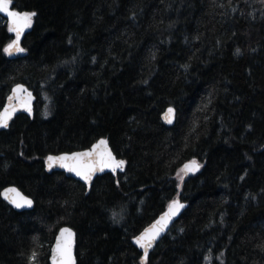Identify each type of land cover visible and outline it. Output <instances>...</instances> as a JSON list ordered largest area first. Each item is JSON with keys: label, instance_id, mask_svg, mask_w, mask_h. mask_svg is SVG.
I'll use <instances>...</instances> for the list:
<instances>
[{"label": "trees", "instance_id": "16d2710c", "mask_svg": "<svg viewBox=\"0 0 264 264\" xmlns=\"http://www.w3.org/2000/svg\"><path fill=\"white\" fill-rule=\"evenodd\" d=\"M12 5L37 15L20 59L4 52L16 35L0 16V112L18 84L37 103L33 119L0 131V264H49L65 226L78 264H142L132 239L177 198L189 207L147 264H264V0ZM169 107L173 126L162 120ZM102 138L124 173L88 192L46 171L48 156ZM192 160L202 169L181 184ZM9 186L34 209L8 205Z\"/></svg>", "mask_w": 264, "mask_h": 264}, {"label": "snow or ice", "instance_id": "6c2138e0", "mask_svg": "<svg viewBox=\"0 0 264 264\" xmlns=\"http://www.w3.org/2000/svg\"><path fill=\"white\" fill-rule=\"evenodd\" d=\"M13 0H0V13L6 14L11 23L10 31L16 34V39L8 44L4 48V52L12 56L16 53H22L25 51L20 46V36L25 28L30 27L32 24V18L37 15L36 12H19L12 9ZM240 50L237 49V53ZM26 89L23 85H17L13 90L15 93L25 92ZM31 94H29V97ZM15 96L9 97V106L6 107L2 113H0V128H8L9 121L12 119L16 112V107L11 104V101ZM26 110L31 111L30 107L26 105ZM166 122L171 124L175 119V109L169 108L165 117ZM48 170L51 171L53 167H60L66 169L70 173H74L86 182L91 187L93 176L97 171H103L105 168L115 172L117 169H123L126 161L123 159L117 160L111 150L108 148V141L101 139L90 150L85 152H76L64 154L60 156H48L47 157ZM202 167L199 162L192 160L180 170L187 174L188 172H197ZM180 174L178 173V176ZM180 182L183 183V176H180ZM4 198L8 200L15 208H31L33 201L24 196L16 188H9L4 193ZM185 205L177 198L169 205V211L157 221L156 225L146 229L135 240V243L139 245L143 252L144 264L148 262L149 249L154 245V242L159 238L160 233L165 230L167 224L171 219L178 215L180 210ZM113 220H117V214L113 213ZM75 233L71 229L65 228L61 231L60 239L56 244V255L53 257L54 264H75L73 257V238ZM35 256V254H33Z\"/></svg>", "mask_w": 264, "mask_h": 264}, {"label": "water", "instance_id": "95a60500", "mask_svg": "<svg viewBox=\"0 0 264 264\" xmlns=\"http://www.w3.org/2000/svg\"><path fill=\"white\" fill-rule=\"evenodd\" d=\"M12 9L15 10V9L13 8V5H12ZM15 11H17V10H15ZM0 16H2L4 19H6V20L9 22V25H10V27H11V23H10V19H9V17H8L6 14H3V13H0ZM28 30H29V27L25 28L24 31L21 33V36H20V46H21V47H22V40H23V38H24V35H25V33H26ZM15 35H16V34H15ZM23 56H24V52H22V53H16V54L12 55L11 57H12V58H15V59H20V58H22ZM18 85H23V84H18ZM16 86H17V85H16ZM16 86L13 87L11 93H10L9 96L7 97L6 102H5V105H4V107H3V109L1 110L0 113H2L3 110H4L6 107L9 106V103H10V102H9V97H10V96H15V98L11 101V104L14 105V106L16 107L17 110H16L15 114L13 115L12 119L9 121V127L6 128V129H5V128H0V131L8 130V129L10 128L12 122H13V121H14L19 115H22V114H23V115H27V116L30 117L31 119H33L34 116H35V105H36V103H37V97H36V95L34 94L33 91H31L30 89H28L25 85H23L24 88L26 89L25 92L15 93V94H14L13 90L16 88ZM29 94H31L30 97H29ZM26 105L30 107L31 111L26 110ZM169 108H173V107H169ZM169 108H167L166 111L163 113V115H162V120H163V122H164L165 125H167V126H173V125L175 124L176 120H177V111L175 110V119H174L173 123L169 124V123L166 122V119H165V117H166V115H167V110H168ZM173 109H175V108H173ZM102 139L107 140V139H105V138H102ZM100 140H101V139H100ZM100 140H99V141H100ZM99 141H98V142H99ZM107 141H108V140H107ZM98 142H96L95 144H93L89 149L82 150V151H76V152H85V151H88V150H90L94 145H96ZM108 148L111 150V152H112L113 155L116 157V159H117V160H120V159L115 155V153L113 152V150H112V148H111L109 142H108ZM76 152H73V153H76ZM64 154H69V155H71L72 153H62V154L51 155V156H60V155H64ZM190 162H191V161H190ZM188 163H189V162H187L186 164H188ZM186 164H185V165H186ZM45 166H46V171H47L48 173L62 172V173H65L67 177H69V178H73V179H75V180L81 182L82 184H84V185L87 187L88 192H90V190H91V188H92V186H93L95 180H96L98 177H101V176L106 175V174H113L114 176H117L118 174H122V173H124V172H125V169H126V164H125L124 167H123V169H117L115 172L111 171V170L108 169V168H105L103 171H97V172L95 173V175L93 176L91 187H89V186L86 184V182H85L84 180H82L80 177L76 176L74 173H70V172H68V171H67L66 169H64V168L53 167V169H52L51 171H49V170H48L47 158H46V160H45ZM183 167H184V166H183ZM183 167H182V168H183ZM201 169H202V167L200 168L199 171L194 172V173H193V172H188L187 174H185V173L182 172V174H183V179H187V178H189V177H191V176H195V175H197L198 173H200ZM9 188H16V189H18L19 192H20L21 194H23L24 196L28 197L29 199H31V200L33 201V206H32L31 208H27V207L22 208V209H17V208H15V207H14V206H13L8 200H6V199L4 198V193H5L6 190L9 189ZM1 197H2V199H3L8 205H10V206H11L15 211H17V212H27V211H31V210H33L34 207H35V201L33 200V198H31V197L27 196L26 194H24V193H23L18 187H16V186H9V187L5 188V189L1 192ZM179 200H180V202H181L182 204L185 205V207L182 208V209L180 210V212H179L178 215L174 216V217L171 219V221L167 224V227L165 228V230H164L163 232L160 233L159 238L154 242V245L149 249L148 257H149V255H150V253L155 249V247H156V246H157V245H158V244H159V243H160V242H161V241H162V240H163V239H164V238H165L170 232H171L173 226L177 223V221L181 218V216L184 214V212H185V211L187 210V208L189 207V203H186V202L182 201L181 199H179ZM171 203H172V202H171ZM171 203H170V204H171ZM170 204H169V205H170ZM169 205H168V207L166 208V210H165L162 214H160L159 217H158L154 222H152V223H151L149 226H147V227H146V228H145V229H144L139 235H137L136 237H134V238L132 239V243H133V245H134L136 248H138L142 253L144 252V250L141 249V248L139 247V245H137V244L135 243L136 238H137L138 236H140V235H141L146 229H149V228H151L153 225H156L157 221H159L160 218H161L162 216H164V215L169 211ZM65 228L71 229L72 232L75 233V236H74V238H73V257H74V259H75V264H78V256H77V234H76L75 230L72 229V228L69 227V226H65V227L61 228V229L59 230L58 234L56 235L55 240H54V243H53V245H52V247H51V253H50V257H49V264H54L53 257L56 255V244H57V242H58L59 239H60L61 231H62L63 229H65ZM142 264H144L143 256H142Z\"/></svg>", "mask_w": 264, "mask_h": 264}, {"label": "rangeland", "instance_id": "374dc122", "mask_svg": "<svg viewBox=\"0 0 264 264\" xmlns=\"http://www.w3.org/2000/svg\"><path fill=\"white\" fill-rule=\"evenodd\" d=\"M182 175V174H181ZM179 178H180V176H179Z\"/></svg>", "mask_w": 264, "mask_h": 264}]
</instances>
